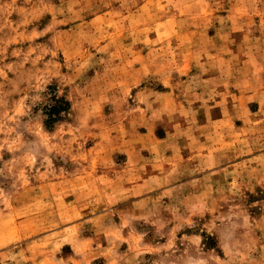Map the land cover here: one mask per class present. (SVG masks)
I'll return each mask as SVG.
<instances>
[{
    "label": "rangeland",
    "instance_id": "1",
    "mask_svg": "<svg viewBox=\"0 0 264 264\" xmlns=\"http://www.w3.org/2000/svg\"><path fill=\"white\" fill-rule=\"evenodd\" d=\"M0 264H264V0H0Z\"/></svg>",
    "mask_w": 264,
    "mask_h": 264
},
{
    "label": "trees",
    "instance_id": "2",
    "mask_svg": "<svg viewBox=\"0 0 264 264\" xmlns=\"http://www.w3.org/2000/svg\"><path fill=\"white\" fill-rule=\"evenodd\" d=\"M71 109L70 102L62 97L56 98L54 103L46 106L45 111L48 115L46 124H55L62 119L61 113L63 111L69 112Z\"/></svg>",
    "mask_w": 264,
    "mask_h": 264
}]
</instances>
